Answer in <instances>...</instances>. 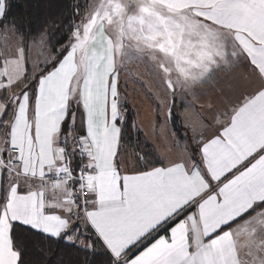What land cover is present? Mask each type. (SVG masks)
<instances>
[{
  "label": "snow or ice",
  "instance_id": "1",
  "mask_svg": "<svg viewBox=\"0 0 264 264\" xmlns=\"http://www.w3.org/2000/svg\"><path fill=\"white\" fill-rule=\"evenodd\" d=\"M9 16L0 0V264H264V0H89L62 40ZM130 64L158 119L131 148Z\"/></svg>",
  "mask_w": 264,
  "mask_h": 264
},
{
  "label": "trees",
  "instance_id": "2",
  "mask_svg": "<svg viewBox=\"0 0 264 264\" xmlns=\"http://www.w3.org/2000/svg\"><path fill=\"white\" fill-rule=\"evenodd\" d=\"M89 0H7L10 7V19H14L18 24L22 25L27 32L29 29L33 35L41 27H48L52 33H57V39L62 40L68 31V25L72 22L69 18L73 16V8L76 4H85ZM124 121L129 125L125 128V137L127 146L135 145L139 139L141 146H145L142 142L141 133L136 128L131 127L135 124L134 117L128 113L124 117ZM149 144L146 145V147ZM84 256L82 253L69 251L65 255V260L69 264H81ZM89 260L93 259L91 257ZM101 257H95L96 264H99ZM33 264H46L44 257L33 249L30 255Z\"/></svg>",
  "mask_w": 264,
  "mask_h": 264
},
{
  "label": "rangeland",
  "instance_id": "3",
  "mask_svg": "<svg viewBox=\"0 0 264 264\" xmlns=\"http://www.w3.org/2000/svg\"><path fill=\"white\" fill-rule=\"evenodd\" d=\"M0 43H3L2 40H0ZM39 51V45H36L32 48L31 50V57L32 59H36L37 57V52ZM152 75L151 73L148 71L147 67L144 64H130L128 66V71L126 72H121L120 75V98L123 99L121 102V108H122V112L123 115L124 114H128L131 113L132 115H134V120L137 121V113H139L140 116H138V120L140 119V121L143 119V121L145 122L146 126H144L143 128V134H141V139L142 142L145 141V138L147 137V139L149 141L155 140V135H154V131H155V125L158 123V119L156 117V113L154 118L152 117L153 114L152 112H147L146 111V107H144V109L142 108L140 112L137 111V109H130V107H132L131 105H133V103H130L127 100V98L130 97V95L128 94H133V92L129 93V89L130 86L132 84H141L139 85V87L136 86V88L134 89V91H140L143 92L144 89V83L146 84L148 82L147 78H151ZM134 84V85H135ZM132 85V86H134ZM127 93V94H126ZM125 100V101H124ZM139 106H142L140 104H138ZM147 106V104L145 105ZM142 113V114H141ZM145 116H148L149 120L144 119ZM137 131V128H136ZM139 132V131H137ZM146 150H151V144H149L146 147Z\"/></svg>",
  "mask_w": 264,
  "mask_h": 264
},
{
  "label": "crops",
  "instance_id": "4",
  "mask_svg": "<svg viewBox=\"0 0 264 264\" xmlns=\"http://www.w3.org/2000/svg\"><path fill=\"white\" fill-rule=\"evenodd\" d=\"M239 71H243V69H240ZM148 82L145 84L144 83V89L143 92L140 91H134V89L137 87H139V85L141 84H132L134 86H130L129 89V93L133 92V94H128L130 95L129 98H127L126 101L133 103V105H131L132 107H130V109H137L138 112L141 111V109L144 107H146V111L147 112H152L153 114V118L155 116L156 113V103L154 101L153 98V93L155 92L156 89V85H155V81L153 79V77L151 78H147ZM231 81H232V77L227 75L224 72H221L218 74V76L216 77V80L211 84V85H205L202 87L201 91V95H202V102L204 103H209L212 101H216L217 103H219L220 98L227 93L230 85H231ZM119 92H120V87H119ZM127 94V93H126ZM121 102L123 99H121ZM125 101V100H124ZM138 104L142 105L139 106ZM147 104V106H145ZM123 113V112H122ZM142 114V113H141ZM126 114L123 115V117H125ZM138 116L139 113H137ZM137 116V121L135 120V125L137 126V128H143L144 126H146L145 122L143 121V119L140 121V119L138 120ZM134 117V115H133ZM157 117V115H156ZM149 117L145 116L144 119H146V122ZM129 148H131V146H129Z\"/></svg>",
  "mask_w": 264,
  "mask_h": 264
}]
</instances>
